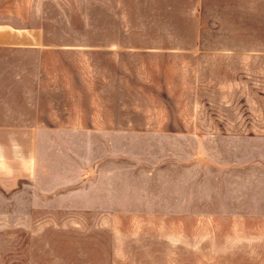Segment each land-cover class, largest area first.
<instances>
[{"label": "rangeland", "instance_id": "1", "mask_svg": "<svg viewBox=\"0 0 264 264\" xmlns=\"http://www.w3.org/2000/svg\"><path fill=\"white\" fill-rule=\"evenodd\" d=\"M0 23L40 43L0 50L37 168L0 189V264H264V0H0Z\"/></svg>", "mask_w": 264, "mask_h": 264}, {"label": "crops", "instance_id": "2", "mask_svg": "<svg viewBox=\"0 0 264 264\" xmlns=\"http://www.w3.org/2000/svg\"><path fill=\"white\" fill-rule=\"evenodd\" d=\"M27 34L29 33H26V29L0 23V50L26 51V47L40 44L33 41V38ZM9 63L7 60L6 64L9 65ZM12 73L13 79L8 73L6 77L0 75V89L4 86L3 80L8 82L12 80L14 84L17 82L20 84L26 80L25 68L18 75H15V72ZM15 96L20 95L11 93V95L0 96L6 99L0 102V189L4 191L33 181L37 170L35 127L26 123V115L21 113L22 110L14 109L12 102L7 100ZM22 96L26 97L25 94Z\"/></svg>", "mask_w": 264, "mask_h": 264}]
</instances>
